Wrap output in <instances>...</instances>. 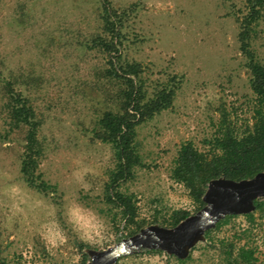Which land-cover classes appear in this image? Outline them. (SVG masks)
I'll return each instance as SVG.
<instances>
[{
  "label": "rangeland",
  "instance_id": "374dc122",
  "mask_svg": "<svg viewBox=\"0 0 264 264\" xmlns=\"http://www.w3.org/2000/svg\"><path fill=\"white\" fill-rule=\"evenodd\" d=\"M108 1L119 8L134 4L122 21L121 53L144 65L146 88L180 76L170 106L136 125L145 164L121 187L135 192L141 216L155 209H191L185 188L168 174L179 142L190 139L206 148L223 112L236 125L250 120L252 94L233 17L245 11L243 0ZM100 6V0H0V76L24 79L18 86L40 120L39 170L55 184L43 194L20 177L22 127L0 139V257L9 264H70L79 259L74 240L103 248L121 238L101 200L111 148L90 134L96 116L112 104L114 89L100 76L103 55L87 46L99 30ZM254 29L251 46L264 61V10ZM254 215L255 264H264V217ZM247 225L237 214L213 237ZM203 242L194 244L187 264H220ZM117 264L177 263L165 251H139Z\"/></svg>",
  "mask_w": 264,
  "mask_h": 264
},
{
  "label": "trees",
  "instance_id": "16d2710c",
  "mask_svg": "<svg viewBox=\"0 0 264 264\" xmlns=\"http://www.w3.org/2000/svg\"><path fill=\"white\" fill-rule=\"evenodd\" d=\"M97 12L99 30L92 33L88 47H95L104 59L100 76L113 86L107 105L96 116L90 129L92 138L107 142L111 148L112 164L106 169L102 182L101 200L115 231L121 229L120 237L134 233L140 227L156 222L171 226L187 214L200 208L204 201L201 195L207 181L216 176L232 179L248 177L264 169V61L260 60L252 46L254 26L262 17L264 0H243L245 11L233 13L237 23L236 38L238 48L243 54V64L248 70V85L252 94L250 120L241 125L221 113L213 133L205 139L207 147L200 149L190 139L179 142L169 168V177L180 183L191 200L192 208L173 207L163 212L155 209L148 217L139 215L135 192L121 185L134 175L135 167L144 166L138 151L136 125L151 118L155 113L170 106L180 76L172 74L165 82L150 91L146 88L143 75L144 65L135 59L122 56L121 44L124 38L123 18L133 2L125 7H116L108 0H100ZM25 82L16 76H0V110L5 124L0 131V139L9 138L10 132L23 128L22 148L19 153L18 171L22 180L36 191L48 194L55 190V184L48 182L39 170L42 145L37 137L39 118L29 98L18 86ZM254 208L245 213H227L217 219L212 227L204 230L205 246L216 251L220 264H255L258 260L256 245L251 241V225L254 211L264 217V197L253 199ZM100 210H104L100 207ZM240 214L247 222L238 232L229 236L213 237V232L232 216ZM242 239V240H241ZM79 259L70 264H83L88 255L85 241L74 240ZM192 245L184 257L166 253L177 264H187L191 258ZM139 251L161 252L160 248H140ZM128 254L119 255L112 264ZM0 264H9L0 257ZM49 264V263H44Z\"/></svg>",
  "mask_w": 264,
  "mask_h": 264
},
{
  "label": "water",
  "instance_id": "95a60500",
  "mask_svg": "<svg viewBox=\"0 0 264 264\" xmlns=\"http://www.w3.org/2000/svg\"><path fill=\"white\" fill-rule=\"evenodd\" d=\"M264 197V169L248 177L210 178L201 195L204 204L171 226L148 223L103 248L85 247L88 259L83 264H112L121 254L140 248H160L184 257L190 247L204 239V230L227 213H245L254 208L253 199Z\"/></svg>",
  "mask_w": 264,
  "mask_h": 264
}]
</instances>
